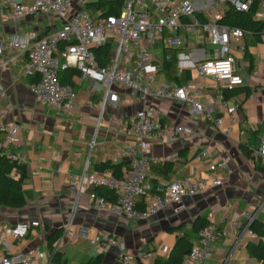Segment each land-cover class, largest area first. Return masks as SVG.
Masks as SVG:
<instances>
[{
  "label": "built area",
  "instance_id": "obj_1",
  "mask_svg": "<svg viewBox=\"0 0 264 264\" xmlns=\"http://www.w3.org/2000/svg\"><path fill=\"white\" fill-rule=\"evenodd\" d=\"M98 0H0V29L7 26L26 24L36 17L51 18L60 23L48 33L37 29L13 35L0 36V55L4 65H13L17 58L24 60L23 75L36 79L26 86L36 101L57 114L64 115L76 106V90L71 85L60 82L59 72L74 68L80 76L79 86L90 91L95 85L103 89L98 109V127L107 107L118 109L121 92L127 91L139 109L126 120L117 118L116 124L126 128L135 137V142L127 145L124 155L129 159V170L122 179L110 173L91 172L86 165L79 178H73L71 185L76 188L77 199L85 186L103 187L117 195L112 204L95 194L89 197L90 205L99 211H110L128 219L147 221L170 206L182 205L185 198L198 197L206 191L224 186L223 174L231 175L232 170L224 160L212 162L208 150L200 159L209 161L208 173L202 177L183 178L175 181L158 182L156 195L145 210L138 209V199L153 187L150 185L151 167L157 158L151 155L153 143H173L181 138L191 137L194 129L187 125L166 126L160 121V111L151 104L152 99L177 102L189 106V114L195 122H209L220 128L224 118L237 124L241 103L222 101L223 117H216L215 110L202 101V91L196 81L183 86L158 84L160 61L157 53L166 49H184L186 40L203 35L209 45L208 56L196 58L191 53L179 56L178 75L185 69H194L195 79L210 78L221 90H232L244 86V79L236 69V52L244 54L245 38L248 35L239 28L220 24L223 14L221 5L229 3L238 12L249 11L251 0H124L118 17H103L101 11L91 12L88 6ZM201 7L197 5L201 4ZM206 19H209L208 22ZM254 20L264 22V1ZM264 32V31H263ZM115 36L120 40L107 66H100L93 49L110 42ZM64 46L61 48V46ZM185 50V49H184ZM158 62V64H156ZM255 77H264V60L256 70ZM7 94L0 84V103ZM252 99L253 96L251 95ZM2 111L0 108V117ZM25 142L24 129L19 123L0 124V154L19 164H28L21 148ZM94 145H91V149ZM254 157L264 163V142L254 152ZM257 215L250 217V224ZM211 226L199 234L195 244L184 259L183 264H208L214 256L215 245L228 233ZM73 216L69 219L61 241L86 237L88 231L75 233L72 229ZM230 225L236 237L242 230L239 222ZM41 226L33 220L9 226L0 224V248L3 251L0 264H49L52 254L49 249L33 250L25 253L21 242L30 231ZM245 233H253L245 228ZM92 244L101 252L112 247L120 249L116 264H134L126 252V246L108 233L99 231L91 238ZM57 252L56 248L53 253ZM145 261L149 255H141Z\"/></svg>",
  "mask_w": 264,
  "mask_h": 264
},
{
  "label": "crops",
  "instance_id": "obj_2",
  "mask_svg": "<svg viewBox=\"0 0 264 264\" xmlns=\"http://www.w3.org/2000/svg\"><path fill=\"white\" fill-rule=\"evenodd\" d=\"M197 6L201 7L202 3ZM44 20L48 21L46 27L41 24ZM34 21L25 26L1 28L0 36L33 29L48 33L60 25L56 21L57 25H54L53 19L45 17H39L38 22ZM195 37L186 40L183 53L202 58L205 50V56H208L207 37L204 36L203 44L196 43ZM245 47L247 58L237 52L235 56L236 69L244 79V86L238 90L247 89L250 94L247 97L241 92L239 96L228 100L241 103L240 121L237 124L233 125L226 117L220 128L209 122H195L189 114V106L151 100V104L160 111L163 125H187L194 129L191 137L168 144L153 143L151 146V155L157 158L156 165L169 163L173 166L169 181L205 176L209 161L201 160L200 156L206 150L211 154L210 161H226L232 174H223V187L208 190L198 197L185 198L182 205L170 206L147 221L97 210L90 205L92 188L87 185L76 202L78 192L71 185L73 178L83 174L86 165L91 172L102 162L129 165L124 149L136 139L126 128L116 124L117 118L126 120L139 109L128 92H121V105L118 109H105L98 127V103L103 92L101 87L95 85L90 91L86 86H79V78L76 79V106L71 112L60 115L40 105L27 88L29 79L23 75L24 60L17 58L13 65L8 66L3 64L0 55V84L7 94L6 100L0 103V124L19 123L23 127L25 142L20 154L28 160L25 165L30 172L23 187L29 196L26 207H0V224L14 226L33 220L40 221L41 226L32 229L21 242V249L28 253L47 250L49 235L55 230L64 231L73 216V231L78 233L86 230L88 235L66 239L61 245L57 242L56 251L65 255L67 264H82L100 254L104 255L103 264H116L120 251L118 247H112L105 253L92 244L91 238L99 231L123 243L134 264H153L155 260H167L174 250L182 234L172 230L184 226L183 232H189L195 219L201 216L228 233L227 237L215 245L213 259L208 264H261L248 252L249 246L258 245L260 240L246 234L245 228L253 215L264 222V177L254 166V161L262 162L254 157V152L264 142V129L260 131L264 125V77L253 75L264 60V36L261 41H257L248 35ZM159 53L162 58L163 50L157 55ZM192 76L202 91V101L215 110L216 117H223L221 87L210 78L195 79V72H192ZM157 80L158 84L165 82L159 75ZM91 145H94L92 149ZM242 145L249 146L254 160L244 156ZM185 151L187 157L183 159L180 153ZM152 175L150 185L153 188L158 182L164 181L162 177L155 178L157 184L154 186ZM13 176L18 179L19 173L14 172ZM231 221L239 222L242 228L239 237L234 234ZM3 254L0 248V260ZM140 254L149 255L150 259L145 261Z\"/></svg>",
  "mask_w": 264,
  "mask_h": 264
},
{
  "label": "trees",
  "instance_id": "obj_3",
  "mask_svg": "<svg viewBox=\"0 0 264 264\" xmlns=\"http://www.w3.org/2000/svg\"><path fill=\"white\" fill-rule=\"evenodd\" d=\"M252 5L247 12L236 11L229 3L221 5L219 11L223 14V18L220 24L229 26L232 28H239L246 32L248 35L255 38L257 41H261L264 36V22L254 20V15L259 10V4L264 0H251ZM124 6V0H98L95 3H91L88 9L91 12L101 11L103 17H118ZM209 19H206L208 22ZM247 35V36H248ZM246 36V37H247ZM64 47L63 45L61 48ZM100 66H107L111 62V56L114 51V46L110 42L93 49ZM184 49H163V55L160 63V70L158 75L167 83L183 86L193 80L192 71L185 69L178 75L179 56L182 55ZM244 56L247 58L248 53L245 47ZM158 62L156 64H158ZM80 76L78 70L74 68L65 69L59 72L60 82L63 85H71L75 88L77 85L76 79ZM36 79H29L27 83H35ZM234 88L232 90H224L222 95L223 101H228L235 96H239L241 92L245 93L248 97L250 90ZM76 90V89H75ZM264 129V125L260 127V131ZM246 158H253V153L248 145H242L241 148ZM180 157L185 159L187 157V151L181 152ZM254 166L264 177V163L254 161ZM93 172L110 173L117 179L123 178V170H129L128 164H113L111 162H102L93 168ZM173 166L169 163L165 165H153L151 167L152 183L155 186L157 180L155 178L162 177L164 181H169L172 173ZM14 172L19 173V178L13 176ZM30 172L25 164H19L10 160L6 155L0 154V207L8 209H22L26 207L29 196L24 191V184L29 179ZM151 180V177H150ZM156 187V186H155ZM91 193L95 194L112 204L117 202V195L114 191L103 187H92ZM156 190L153 188L148 191L144 196L138 199V209L140 211L145 210L154 196ZM211 226L210 221L206 217L199 216L193 222L192 228L189 232H183L184 226H180L172 230V232L180 233L177 239L174 250L167 260H155L153 264H183L184 259L189 255L193 246L199 243V234L201 231ZM248 229L256 236L260 243L258 245H250L248 248L249 255L256 259L259 263L264 264V222L262 219L256 217L250 224H247ZM218 229L222 227L217 226ZM49 232V231H48ZM64 231L55 230L48 238L47 248L52 254L51 264H67L65 255L61 252L53 253L55 245L62 238ZM104 255L100 254L95 257H91L88 260L82 262V264H103Z\"/></svg>",
  "mask_w": 264,
  "mask_h": 264
},
{
  "label": "rangeland",
  "instance_id": "obj_4",
  "mask_svg": "<svg viewBox=\"0 0 264 264\" xmlns=\"http://www.w3.org/2000/svg\"><path fill=\"white\" fill-rule=\"evenodd\" d=\"M38 21H39V17H36V19H35L34 22H38ZM27 24H30V22H27L26 25H27ZM41 24H42V25H45V27H46V26L48 25V21H47V20H44L43 22H41ZM23 25L25 26V24H20V26H23ZM54 25H57L55 21H54ZM195 38H196V40H197L196 43H202V44L204 43L205 38H204L203 35H198V36L196 35ZM119 40H120V37H119V36H115V37H114V39L112 40V42H113V46H114V47L117 46V44L119 43ZM160 53H161V52H160ZM160 53H159V55H158L159 58H161V57H160ZM192 72L194 73V69H192ZM160 79H161V77H160Z\"/></svg>",
  "mask_w": 264,
  "mask_h": 264
},
{
  "label": "water",
  "instance_id": "obj_5",
  "mask_svg": "<svg viewBox=\"0 0 264 264\" xmlns=\"http://www.w3.org/2000/svg\"><path fill=\"white\" fill-rule=\"evenodd\" d=\"M51 262V261H50ZM50 262H49V264H50Z\"/></svg>",
  "mask_w": 264,
  "mask_h": 264
}]
</instances>
